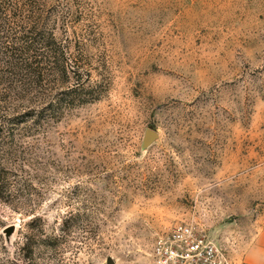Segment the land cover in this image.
Wrapping results in <instances>:
<instances>
[{"label": "rangeland", "instance_id": "1", "mask_svg": "<svg viewBox=\"0 0 264 264\" xmlns=\"http://www.w3.org/2000/svg\"><path fill=\"white\" fill-rule=\"evenodd\" d=\"M34 2L76 72L38 128H0V264H150L182 221L241 264L264 229V0Z\"/></svg>", "mask_w": 264, "mask_h": 264}, {"label": "trees", "instance_id": "2", "mask_svg": "<svg viewBox=\"0 0 264 264\" xmlns=\"http://www.w3.org/2000/svg\"><path fill=\"white\" fill-rule=\"evenodd\" d=\"M39 20L34 0H0V128L28 118L38 128L48 106L47 83L55 81L52 75L56 72L69 79V71L76 72L73 64L68 69L62 42ZM14 106L23 109L14 112ZM7 176L1 170V198L9 193Z\"/></svg>", "mask_w": 264, "mask_h": 264}, {"label": "built area", "instance_id": "3", "mask_svg": "<svg viewBox=\"0 0 264 264\" xmlns=\"http://www.w3.org/2000/svg\"><path fill=\"white\" fill-rule=\"evenodd\" d=\"M150 256V264H231L216 242L188 221L158 234Z\"/></svg>", "mask_w": 264, "mask_h": 264}, {"label": "crops", "instance_id": "4", "mask_svg": "<svg viewBox=\"0 0 264 264\" xmlns=\"http://www.w3.org/2000/svg\"><path fill=\"white\" fill-rule=\"evenodd\" d=\"M241 264H264V229L256 236L252 245L247 248Z\"/></svg>", "mask_w": 264, "mask_h": 264}, {"label": "water", "instance_id": "5", "mask_svg": "<svg viewBox=\"0 0 264 264\" xmlns=\"http://www.w3.org/2000/svg\"><path fill=\"white\" fill-rule=\"evenodd\" d=\"M157 136H158V132L155 129L147 127L142 137L141 147L144 148L147 145H149L153 140L157 138ZM14 228H15L14 224L8 225L4 228L3 231L5 233L6 239H9V236L13 232Z\"/></svg>", "mask_w": 264, "mask_h": 264}]
</instances>
